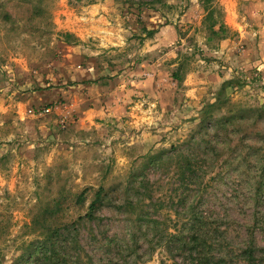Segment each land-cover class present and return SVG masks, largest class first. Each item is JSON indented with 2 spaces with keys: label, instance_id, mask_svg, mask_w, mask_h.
<instances>
[{
  "label": "rangeland",
  "instance_id": "obj_1",
  "mask_svg": "<svg viewBox=\"0 0 264 264\" xmlns=\"http://www.w3.org/2000/svg\"><path fill=\"white\" fill-rule=\"evenodd\" d=\"M202 1L0 0V264H37L23 254L43 222L68 227L65 264H183L169 235L186 233V195L212 254L244 264L250 233L264 251V0H213L224 39L203 25ZM213 103L215 118L242 119L195 134Z\"/></svg>",
  "mask_w": 264,
  "mask_h": 264
},
{
  "label": "trees",
  "instance_id": "obj_2",
  "mask_svg": "<svg viewBox=\"0 0 264 264\" xmlns=\"http://www.w3.org/2000/svg\"><path fill=\"white\" fill-rule=\"evenodd\" d=\"M127 1V0H125ZM203 10L205 16L203 19V25L207 27L212 36L217 37L218 39H224L226 32V25L222 21L220 8L217 6V3H214L213 0H203L202 1ZM147 36H152L157 31L156 30H144ZM69 34H66L65 37L68 38ZM173 78H178V72L173 73ZM230 85V83H229ZM219 103L209 104L205 107L203 114L200 118L198 124V129L195 134L203 133L206 137L211 138V132H218L219 130H228V126H234L236 123L242 119V114L238 116L235 113H229V115H224L219 118H215L213 115L214 108H218ZM247 115L251 113V110H246ZM261 115V114H260ZM257 116V117H260ZM194 138V136H193ZM191 141H194L191 139ZM164 154V151H158L155 154H149L146 157V167L158 163V160L161 159V156ZM193 154L186 157L181 161L179 165V180L180 185L183 189L187 190L190 185H193L195 182L194 179L197 178L196 170L194 166ZM183 157V156H182ZM264 157V152L263 156ZM183 159V158H182ZM264 187V165L260 172L259 180L256 187V194L258 196V201L264 202V197L262 198V188ZM187 195L180 196L179 200L176 202L179 207H182L183 212H188L186 215L185 225H188L186 228V233L184 236L178 238L175 235H169V238L174 239V248L178 255L184 257L183 264H229V252L226 254L215 256L213 253V244L209 242L208 236H210V228L207 225L206 220H204V214L196 211V204H188ZM263 199V200H261ZM84 200V192L77 197V204H81ZM104 203V193L102 189H99L95 193V198L89 204L88 212L85 214V218L89 221H94L96 219L97 211L102 207ZM172 205H175L172 201ZM53 212H49L47 209L43 211V216L48 214L52 215ZM68 227H51L47 226L45 222L39 224V228L42 233V239L37 241L33 245H29L23 254V258L26 257V261H33L37 264H65L66 252H68V246L71 244L67 243V238L64 237ZM71 241V240H70ZM75 245L78 246V243L75 242ZM213 245V246H212ZM264 252L262 248L256 246L252 233L249 234L248 242H245V246L240 250V253L235 257L238 258L239 262L244 264H256L257 253Z\"/></svg>",
  "mask_w": 264,
  "mask_h": 264
},
{
  "label": "crops",
  "instance_id": "obj_3",
  "mask_svg": "<svg viewBox=\"0 0 264 264\" xmlns=\"http://www.w3.org/2000/svg\"><path fill=\"white\" fill-rule=\"evenodd\" d=\"M113 94H118L117 90ZM122 94V93H121Z\"/></svg>",
  "mask_w": 264,
  "mask_h": 264
},
{
  "label": "built area",
  "instance_id": "obj_4",
  "mask_svg": "<svg viewBox=\"0 0 264 264\" xmlns=\"http://www.w3.org/2000/svg\"><path fill=\"white\" fill-rule=\"evenodd\" d=\"M48 111H49V110H46L45 112H47V113H48Z\"/></svg>",
  "mask_w": 264,
  "mask_h": 264
}]
</instances>
